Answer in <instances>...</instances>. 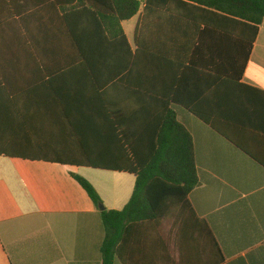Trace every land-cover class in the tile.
<instances>
[{
    "label": "crops",
    "instance_id": "0c3cea01",
    "mask_svg": "<svg viewBox=\"0 0 264 264\" xmlns=\"http://www.w3.org/2000/svg\"><path fill=\"white\" fill-rule=\"evenodd\" d=\"M203 1L172 11L171 22L156 18L133 68L115 49L91 68L78 51L49 47L48 26L62 15L54 0H0V152L21 154L0 155V264H102L103 211L73 175L106 211L125 208L136 178L64 161L115 151L99 138L113 137L112 109L130 108L137 88L144 102L154 92L170 103L191 134L199 185L192 210L126 230L130 264H264V21L244 69L243 27L216 11L228 0ZM138 23L122 24L134 53ZM30 38L48 45L34 49ZM186 104L218 120L222 134Z\"/></svg>",
    "mask_w": 264,
    "mask_h": 264
},
{
    "label": "trees",
    "instance_id": "16d2710c",
    "mask_svg": "<svg viewBox=\"0 0 264 264\" xmlns=\"http://www.w3.org/2000/svg\"><path fill=\"white\" fill-rule=\"evenodd\" d=\"M188 1L204 3L203 0H54L60 5L62 15H59L60 21L48 26L49 34H52L49 47L65 46L69 50L78 51L79 59L84 62L81 64L91 68L92 65L107 64L105 55L96 54L112 49L118 52L126 50L130 54L133 68L138 65V54L147 33H153L154 20L166 18L171 22L172 11L188 8ZM216 11L242 25V67L245 69L249 51L258 35L259 26L264 21V0H228L227 7L216 8ZM136 16H139V23L134 53L131 52L122 24ZM42 27L47 26H40L38 29ZM29 29L30 26L25 22L20 23V31L26 33L27 38L31 33ZM60 35L65 40H59L57 36ZM27 40L34 49L48 45V42L41 40ZM76 57L68 58V63L76 65ZM118 81L117 79L116 89ZM100 91L101 96H109L111 92L103 89ZM133 98L136 102L130 108L117 104L115 110L112 109L116 116L112 123L115 127L113 137L108 139V135H104L99 138L105 144L108 140L113 141L115 151H85L79 160L64 161L69 165L129 173L136 178L132 197L125 208L102 212L105 229L100 249L102 264H115L117 260L130 264L125 248L126 230L141 223L158 224L177 209L192 210L188 196L199 185L193 138L177 120L171 104L156 99L154 92L149 93L144 102L138 88L133 91ZM139 98L142 104L139 103ZM186 107L213 130L222 134L219 121L213 119L208 112L199 106L186 104ZM0 155L16 157L15 155L21 154L0 152ZM73 177L93 203L100 207L102 201L94 186L78 175Z\"/></svg>",
    "mask_w": 264,
    "mask_h": 264
},
{
    "label": "rangeland",
    "instance_id": "374dc122",
    "mask_svg": "<svg viewBox=\"0 0 264 264\" xmlns=\"http://www.w3.org/2000/svg\"><path fill=\"white\" fill-rule=\"evenodd\" d=\"M135 22H136V19L127 23V25H126V28H127L130 35H132L131 28H133L135 26Z\"/></svg>",
    "mask_w": 264,
    "mask_h": 264
},
{
    "label": "water",
    "instance_id": "95a60500",
    "mask_svg": "<svg viewBox=\"0 0 264 264\" xmlns=\"http://www.w3.org/2000/svg\"><path fill=\"white\" fill-rule=\"evenodd\" d=\"M100 209H101L102 211H104V210H105V208H104V206H103V205H100Z\"/></svg>",
    "mask_w": 264,
    "mask_h": 264
}]
</instances>
